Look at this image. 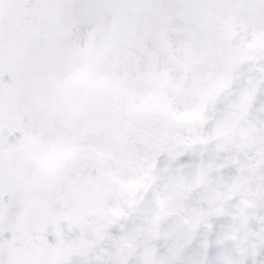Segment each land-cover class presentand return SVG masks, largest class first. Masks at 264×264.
I'll list each match as a JSON object with an SVG mask.
<instances>
[{"label":"snow or ice","instance_id":"obj_1","mask_svg":"<svg viewBox=\"0 0 264 264\" xmlns=\"http://www.w3.org/2000/svg\"><path fill=\"white\" fill-rule=\"evenodd\" d=\"M0 264H264V0H0Z\"/></svg>","mask_w":264,"mask_h":264}]
</instances>
